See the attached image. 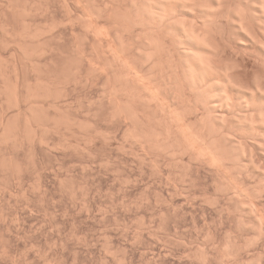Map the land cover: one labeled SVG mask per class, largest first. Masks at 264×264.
I'll return each instance as SVG.
<instances>
[{
    "label": "bare ground",
    "instance_id": "bare-ground-1",
    "mask_svg": "<svg viewBox=\"0 0 264 264\" xmlns=\"http://www.w3.org/2000/svg\"><path fill=\"white\" fill-rule=\"evenodd\" d=\"M102 151L106 158L98 161ZM97 161L109 169L150 170L160 187L172 183L173 197L186 201L175 207L176 197L171 195V204L156 193L168 206L162 208L158 196H145L151 218L138 225L140 230L164 229L170 240L171 219L178 226L185 213L180 209L185 203L197 208L202 196L201 205L217 207L220 225L240 212L234 217L239 234L226 237L222 247L230 259L224 264H246L240 254L244 246L256 248L254 260L264 264V205L259 203L264 193V0H0V257L17 261L10 233H24L27 217L28 222L39 215L65 220L78 212L74 206L81 199L79 211L91 215L92 191L84 174L86 181L77 178L73 164L85 172ZM209 178L222 202L207 195ZM251 179L263 186L256 188ZM37 225H28L29 232ZM208 229L201 251L195 252L201 264H215L211 249L223 243ZM62 237L58 241L64 246ZM29 241L30 247L37 245L36 237ZM51 258L41 261L62 264ZM119 259L127 264V253ZM23 261L17 264H28Z\"/></svg>",
    "mask_w": 264,
    "mask_h": 264
},
{
    "label": "rangeland",
    "instance_id": "rangeland-1",
    "mask_svg": "<svg viewBox=\"0 0 264 264\" xmlns=\"http://www.w3.org/2000/svg\"><path fill=\"white\" fill-rule=\"evenodd\" d=\"M104 152L102 151L101 152V154L98 152V154H97V158H98V161H99V159L100 160H102L101 158H103L104 157V154H103ZM106 155H107V153H105ZM106 155H105V157L104 158H106ZM101 156V158H99V157ZM116 157L117 155L116 154H114L113 153V157ZM72 157V156H71ZM71 157L69 158V160L70 161H73V163H76L75 161L77 160L78 161V157L77 156H75V157H72V160H71ZM77 157V158H76ZM103 158V159H104ZM98 161H97V164H95L94 166H96V167H94L93 166V168L91 169V168H89V170L91 171V173H87V172H90V171H88V168L87 169H84L85 170V172H83L82 171V166L79 164V166H78V164H73V166H76V168H74V171L76 172V169H78L77 170V178L79 177V176H81L82 177V179H81V177L80 178H78L79 180L81 179V180H83V181H86V180H88V181H86V182H88V188L89 189H91V191H92V193L90 194V204L92 205V207H93V210L92 211H94V212H90V214L91 215H89L88 213H86L87 211L86 210H83L82 212V214H81V211H79L80 210V208L82 207L81 205H82V203H83V201H82V199L80 200V199H78V200H80V201H82V203L80 202V201H77L78 202V204H77V202H76V206H74V202H72V201H70V203H71V205L72 206H74V207H76L78 210H76V211H78L79 212V214H78V212H71L70 213V215H67V217H65L66 219L64 220H62V218H60V216L58 215H55L54 217H53V220H51L52 219V217H43V215H41V217H40V215L39 216H37V217H40V218H37V217H35V219H36V221L37 220H41L42 218H43V221H45V220H48V218L50 219V220H48L47 222H49L48 224H44V226L46 225V228L48 229H46L44 226H41V225H43V224H41L42 222L41 221H39L38 223L37 222H35V221H33V220H35V219H33L32 218V220H30L29 219V222H28V217H27V220H26V223H27V226H25V228L23 227V230H28V225H30V224H32V225H34V226H36L37 224H39L40 223V227H44L46 230L42 233L41 231H40V233H37V232H39L38 230H37V228H40V227H38L39 225H37V228L36 227H34L36 230H34V231H31L32 232V234H31V232H29L30 231V229L28 230V232L26 231H24V233H22V231H20V230H18V232H16V231H14V229H13V231L10 233V239L11 240H13V242H12V244L10 243V246H12V248L11 249H13L14 247V249H13V251L11 250V252H15V256L16 257H18V259L20 258L21 259V257H23L22 259H21V261L22 262H24L23 260L24 259H26V262L29 264H42L44 261H41V260H48V259H50L51 257L52 258H55V256H56V258H58V259H60V261L62 262V264H76L77 262V264H121L119 261H121L119 258H123V256L124 255H126V253H127V264H201V262H200V257L198 256V252H200L201 250H198L199 248H200V244L201 243H203V240H206V236H207V226H208V228L210 229L211 228V231L212 232H214L215 234H216V236H217V238L219 239V240H221L223 243L221 244V246H219V247H217V249L216 248H212L211 249V251L213 252V255H214V259H215V264H224L225 262H228V261H230V259H229V257L226 255V256H223V255H225V254H223V253H225L226 251H227V247H225V249L223 248L222 249V247H224V246H226L225 244V241H226V237H228L229 235L231 236H233V234L235 235V233H236V235L237 234H239L238 233V230L235 228V224H236V222H235V220H234V217L235 216H240V215H238L240 212H238V214H236L235 216H233V215H231V217L229 218V219H227V220H225V219H223L222 220V225H220L221 224V218H220V220H219V212H218V209H217V211H216V208L214 207V209L213 208H210V207H213V206H211L210 205V207L208 206L209 204H207L206 206H204V204L203 205H201L202 203H200V201L202 200V196H200L199 198H201V199H199L198 198V196L200 195L199 193H197V198H198V201H197V199H195L197 202H196V204H195V207L197 206V208H193V210H191V208L192 207H190V206H188V207H190V208H188L186 205H188V204H186L185 203V207H184V205H183V207L184 208H181L180 209V212L184 209L185 210V213L183 212L182 214H183V218H179L178 219V226L176 225L175 226V222H172V221H174V219H171V222H169V224H170V226H169V228H171L170 230H172V233L173 234H175V235H173L172 234V240L170 239V240H167V239H165L164 238V232H165V230L164 229H159V228H154V231L153 232H151L148 228H146V229H148L147 231L148 232H150V235H149V233L147 234L146 232H145V230H140L141 228L139 227L140 226V224H141V226H142V221H147V220H149L150 218H151V214H150V210L151 209H148L149 207L148 206H146L147 204V202L145 203V200H146V197H149V198H151V199H157L158 197V199H159V201L161 200L160 198V196H159V194L161 193V195H162V193H163V196H164V199L166 198V200L167 201H170L169 203H171V200H170V198H171V195L173 194L172 193V188H173V184L172 183H162L161 184V187L159 186L160 184H159V182H158V180H156L155 179V181H154V179H153V177H151V172H150V170H147V169H144V170H142V172H139V171H141V169H139V167H137L136 165H124V166H122V167H119V172H118V170H117V168L115 167V168H113L112 166H108V167H110V169L109 168H105V163L103 164V162H99L98 163ZM100 163H102V165L100 164ZM97 165H99V166H97ZM106 166V167H107ZM126 166V167H125ZM132 167V169H134L133 171H136V172H132V170L130 169V168H128V167ZM78 167V168H77ZM80 167H81V170H80ZM101 168V170H100V168ZM85 168V167H84ZM111 168H112V170H111ZM104 169H107V171L105 172L104 171ZM115 171H114V170ZM93 170H96V171H94L93 172ZM124 170V171H123ZM138 170V171H137ZM78 171H79V173H78ZM110 171V172H109ZM117 172V173H114V175H113V173L112 172ZM131 171V172H130ZM123 172H125V173H123ZM97 173V174H96ZM104 173V174H103ZM140 173V174H139ZM143 173H145V174H143ZM82 174H84V175H82ZM100 174H102V175H99ZM117 174V175H116ZM120 174V176H118ZM143 174V175H142ZM146 174H148V175H146ZM122 175V176H121ZM139 175V176H138ZM141 175V176H140ZM106 176V177H105ZM108 176V177H107ZM117 176V177H116ZM142 176H143V178H142ZM148 176V177H147ZM83 177H85V179L86 180H84V178ZM92 177H94V178H92ZM99 177V178H98ZM130 178V180L131 181H129V179L127 180V178ZM133 177H135V178H133ZM138 177V178H137ZM151 177V178H150ZM92 178V179H91ZM118 178V179H117ZM140 178V179H139ZM95 179V180H94ZM140 181H139V180ZM80 180V181H81ZM120 180V181H119ZM125 180H127V181H125ZM133 180V181H132ZM149 180V181H148ZM209 181H208V184H207V182L205 183V187H206V191H207V195L208 196H210L211 198H213L214 196H216V197H221V202L223 201L222 200V198L224 199V197H223V195L221 196L220 194H222L221 193V191L217 188L216 190H218V191H216L215 190V184L212 182V180H210V178L208 179ZM253 179H251V181H252ZM255 181L251 184V185H253V186H259V182H258V180L257 179H254ZM257 180V181H256ZM94 181V182H93ZM156 181H157V183H156ZM82 182V181H81ZM91 182H92V184H91ZM123 182V183H122ZM125 182H127V183H125ZM135 182V183H134ZM139 182V183H138ZM142 182V183H141ZM145 182H148V183H145ZM255 182H257V185H256V183ZM96 183V184H95ZM98 183V184H97ZM137 183V184H136ZM153 184V186L151 185V184ZM211 183V184H210ZM94 184V185H93ZM120 184H122V185H120ZM150 184V185H149ZM165 184V185H164ZM172 184V185H171ZM210 184V185H209ZM92 185H93V187L94 188H92ZM125 185H127V189L125 188ZM134 185H135V188H133L134 187ZM148 185L150 186V187H148ZM170 185V186H169ZM207 185H209V186H207ZM262 184H260V186H261ZM110 186V187H109ZM113 187V189H112V187ZM121 186H123V187H121ZM156 186V187H155ZM169 186V187H168ZM212 186V187H211ZM258 187V188H261V187ZM263 186V185H262ZM91 187V188H90ZM149 189H148V188ZM168 187V188H167ZM99 188V189H98ZM102 188V189H101ZM108 188V189H107ZM110 188V189H109ZM119 188V189H118ZM121 188V189H120ZM127 190H125V189ZM131 188H133V189H131ZM146 188V190H144ZM161 188V189H160ZM203 187H201V188H198V189H202ZM257 188V187H256ZM94 189V190H93ZM129 189V190H128ZM148 189V190H147ZM164 189V190H163ZM168 189V190H167ZM106 190V191H105ZM151 190V191H150ZM167 190V191H166ZM100 191V192H99ZM103 191V192H102ZM108 191H110V192H114L113 194L112 193H110V192H108ZM121 191V192H120ZM142 193H141V192ZM144 191V192H143ZM160 191V192H159ZM211 191H212V193H211ZM216 191V192H215ZM95 192V193H94ZM108 193V194H106V193ZM119 194H117V193ZM127 192V193H126ZM149 194H148V193ZM170 192H171V194H170ZM218 192H220L219 194H218ZM97 193V194H96ZM99 193V194H98ZM139 193V194H138ZM145 193H147V194H145ZM153 193V194H152ZM156 193H159V194H156ZM168 193V194H167ZM215 193H217V194H215ZM94 194H95V196H94ZM116 194V195H115ZM145 194V195H144ZM262 194V195H261ZM260 194V196H261V198H263V199H260V197H259V199H260V201H259V203H261V204H263L264 205V193H261ZM131 195V196H130ZM144 195V196H143ZM149 195V196H148ZM168 195V196H167ZM111 196V197H110ZM124 196V197H123ZM127 196V197H126ZM133 196V197H132ZM146 196V197H145ZM156 196H158L157 198H155ZM166 196V197H165ZM175 196V195H174ZM179 196V195H178ZM178 196H175V197H173V195H172V197L173 198H175V203H174V201H173V198H172V203L171 204H173L174 206L175 205H179V207H180V204L182 203V202H186V201H184V198H182V196L180 197H178ZM93 197H95V198H93ZM98 197H100V198H98ZM110 197V198H109ZM114 197V198H113ZM117 197V198H116ZM122 197H123V199H122ZM125 197H126V199H125ZM141 197V198H140ZM218 197V198H219ZM103 198V199H102ZM113 198V200H110V199H112ZM119 198V199H118ZM136 198V199H135ZM98 199H100V200H98ZM108 199V200H107ZM114 199H116V200H114ZM125 199V200H124ZM133 199V200H132ZM139 199V200H138ZM108 202H107V201ZM122 200H123V205L121 206V205H119V204H122ZM137 200H138V203H139V205H138V203H137ZM141 200V201H140ZM144 202H143V201ZM127 201V202H126ZM132 201V202H131ZM136 201V202H135ZM147 201V200H146ZM95 202V203H94ZM108 204V207H107V205L105 204ZM111 202H112V204H111ZM162 202V203H161ZM97 203V204H96ZM116 205H115V204ZM119 203V204H118ZM129 203V204H128ZM134 203H135V205H134ZM137 203V204H136ZM160 204H163V201H160L159 202ZM158 203V204H159ZM164 203H167L166 201H164ZM179 203V204H178ZM199 203H200V205H199ZM69 204V203H68ZM115 206H114V205ZM132 204V205H131ZM142 204H144V205H142ZM146 204V205H145ZM158 205V206H162V208H166V207H168L166 204H163V205ZM182 204H184V203H182ZM181 204V205H182ZM78 205H80V206H78ZM98 205V206H97ZM104 205V206H103ZM127 205V206H126ZM129 205V206H128ZM166 205V206H165ZM168 205H170V204H168ZM106 206V207H105ZM119 206V207H118ZM139 206V207H138ZM158 206H156L158 209H160ZM173 206V207H174ZM200 206H202V207H200ZM80 207V208H79ZM101 208V207H103L105 210H100L99 208ZM110 207H112V208H110ZM114 207V208H113ZM124 207V208H123ZM127 207V208H126ZM131 207V208H130ZM137 207V208H136ZM141 207V208H140ZM145 207V208H144ZM146 207H147V209H146ZM175 207H177V206H175ZM178 207V208H179ZM103 208H101V209H103ZM136 208V209H135ZM203 208V209H202ZM96 209H99V210H96ZM109 209V210H108ZM114 209V210H113ZM117 210H119V211H117ZM139 210V211H138ZM145 210H147V211H145ZM187 210H188V212H187ZM97 211V212H96ZM109 213H108V212ZM113 211V212H112ZM126 211V212H125ZM136 211V212H135ZM138 211V212H137ZM193 211V212H192ZM203 211H205V212H203ZM99 212H101V214L99 213ZM106 212V213H105ZM120 214H119V213ZM216 212V213H215ZM95 213H98V214H95ZM118 213V214H117ZM127 213V214H126ZM129 213V214H128ZM140 213V214H139ZM149 213V214H148ZM235 213V212H234ZM237 213V212H236ZM88 214V215H87ZM95 214V215H94ZM107 214V215H106ZM137 214H138V216H137ZM141 214L143 215V216H141ZM185 214V215H184ZM218 214V215H217ZM117 215V216H116ZM191 215V216H190ZM103 216V217H102ZM146 216V217H145ZM182 216V215H181ZM201 216H203V217H201ZM59 219H58V218ZM140 217H142V219H143V217H144V219L143 220H141L140 219ZM186 217V218H185ZM194 217H195V219H194ZM45 218V219H44ZM57 218V219H56ZM134 218V219H133ZM157 218V217H156ZM155 218V219H156ZM193 218V219H192ZM203 218V219H202ZM105 219V220H104ZM114 219H116V221L114 220ZM138 219H139V221H138ZM158 219V218H157ZM199 219H202V220H199ZM73 220V221H72ZM87 220V221H86ZM126 222H125V221ZM137 222H135V221ZM141 220V221H140ZM179 220H181V221H179ZM31 221V222H30ZM32 221L35 223V224H33L32 223ZM51 221V222H50ZM53 221H54V223H53ZM62 221H64V223L63 224H61L62 223ZM93 221V222H92ZM112 221V222H111ZM129 221V222H128ZM154 222H155V220H153ZM158 221V220H157ZM156 221V222H157ZM185 221V222H184ZM195 223H194V222ZM201 221V222H200ZM203 221H205V223H203ZM46 221L44 222V223H47ZM66 222V223H65ZM125 223V225H124V223ZM37 223V224H36ZM52 223V224H51ZM97 223V224H96ZM118 223V224H117ZM123 223V224H122ZM131 223V224H130ZM135 223H136V226H135ZM174 223V224H173ZM181 223V224H180ZM191 223V224H190ZM196 224V225H194V224ZM210 223V225H208ZM224 223V224H223ZM58 224H60V225H62V226H60V225H58ZM77 226H76V225ZM168 224V225H169ZM205 224V225H204ZM47 225L49 226V228L47 227ZM55 225L57 226V227H55ZM73 225V226H72ZM129 225V226H128ZM134 225V226H133ZM139 225V226H138ZM58 226H59V228H60V230L59 229H57L58 228ZM206 226V227H205ZM220 226V227H219ZM27 227V228H26ZM52 227V228H51ZM65 227V228H64ZM125 227H128V228H130V229H125ZM138 227V228H137ZM144 227V226H143ZM173 227V228H172ZM177 227V228H176ZM181 227V228H180ZM62 228V229H61ZM99 228V229H98ZM123 228V229H122ZM137 228V229H136ZM184 228V229H183ZM193 228V229H192ZM197 228H200V229H197ZM201 228H202V230H201ZM204 228V229H203ZM235 228V229H234ZM51 229V231H49ZM58 230V231H56V230ZM65 229V230H64ZM139 229V231H136V230H138ZM176 229H178V230H176ZM208 229V230H209ZM216 229V230H215ZM40 230V229H39ZM42 231H43V229H41ZM69 230V231H68ZM78 230V231H77ZM83 230V231H82ZM103 230V231H102ZM125 230V231H124ZM133 230V231H132ZM160 230V231H159ZM197 230V231H196ZM201 230V231H200ZM237 230V231H236ZM20 231V232H19ZM48 231H49V233H48ZM59 231H61V232H59ZM64 231V232H63ZM102 231V232H101ZM109 231V232H108ZM145 232V233H143V232ZM155 231H157V232H155ZM159 231V232H158ZM164 231V232H163ZM177 231V232H176ZM185 231V232H184ZM199 231V233H197ZM217 233H216V232ZM34 232H36L35 234L37 235V236H35V234H34ZM67 232H68V234L69 233H71V235L69 234V237H68V234H67ZM142 232V233H141ZM161 232V233H160ZM175 232V233H174ZM182 232V233H181ZM191 232V233H190ZM248 233V235H247V233ZM246 232H242V233H244V235H245V237H250V234H249V232L248 231H246ZM14 233L15 234H17V236H18V238L17 239H15L17 236H15L14 235ZM19 233V234H18ZM28 234L29 235V233H30V235H34L35 237H36V244L37 245H35V246H37L36 248H35V246H34V248H32L33 246H29L28 244H27V241H29V242H34L35 241V237H30V235L28 236V235H26V234ZM42 233V234H41ZM54 233V234H53ZM56 233V234H55ZM59 233V234H58ZM76 233V234H75ZM83 235V236H81V234ZM139 234V236H138V234ZM156 233V234H155ZM163 233V234H162ZM195 233V234H194ZM231 233V234H230ZM11 234H13V235H11ZM25 234V235H24ZM41 234V235H40ZM73 234V235H72ZM123 234V235H122ZM158 234V235H157ZM178 234V235H177ZM183 234V236H180V235H182ZM188 234V235H187ZM199 234V235H198ZM227 234V235H226ZM20 235V236H19ZM47 235V236H46ZM60 235V236H59ZM67 235V236H66ZM75 235H77L78 237H81V238H78L77 236L75 237ZM143 235V236H142ZM161 235V236H160ZM191 235V236H190ZM196 235V236H195ZM226 235V236H225ZM15 236V237H14ZM28 236V237H27ZM61 236H63L62 238H64L65 240H64V246H62L61 245V243H60V241H58L59 240V238H61ZM109 236V237H108ZM116 236V237H115ZM141 236V237H140ZM160 236V237H159ZM175 236V237H174ZM177 236L178 237H180V238H177ZM186 236V238H184ZM200 236V237H199ZM25 237L27 238V241L25 240ZM47 238V239H44V238ZM57 237V238H56ZM86 237V238H85ZM103 237V238H102ZM114 237V238H113ZM118 237V238H117ZM140 237V238H139ZM143 237H144V239H143ZM151 237V238H150ZM154 237V238H153ZM182 237H183V240H182ZM198 239H197V238ZM14 238V239H13ZM28 238H31V239H28ZM51 238H53V239H51ZM55 238H56V240H55ZM72 239V240H68V239ZM75 238V239H74ZM77 238V239H76ZM83 238H85V239H83ZM162 238V239H161ZM177 238V239H176ZM21 239H23V240H25V242L23 241V242H21L22 240ZM33 239V240H32ZM49 239V240H48ZM80 239V240H79ZM164 239H165V241H164ZM173 239L175 240V241H173ZM179 239H181L183 242H185V243H183V242H181V240H179ZM186 239V240H185ZM187 239H188V241H187ZM190 239V240H189ZM15 240V241H14ZM18 240V241H17ZM55 241V243H57V244H55L54 246V248H53V244H54V241ZM74 240V241H73ZM80 242H79V241ZM86 242H85V241ZM142 240V241H141ZM144 240V241H143ZM45 241V242H44ZM50 241V242H49ZM53 243H52V242ZM84 241V242H83ZM146 241V242H145ZM156 241V242H155ZM167 241V242H166ZM180 241V242H179ZM187 241V242H186ZM194 241V242H193ZM197 241V242H196ZM200 241V242H199ZM202 241V242H201ZM15 242V243H14ZM44 242V243H43ZM49 242V243H48ZM78 242V243H77ZM103 242V243H102ZM107 242H109V244L110 245H108V243ZM160 242V243H159ZM164 242H166V243H164ZM171 242V243H170ZM174 242H175V244H174ZM193 242V243H192ZM199 242V243H198ZM19 243V244H18ZM97 243V244H96ZM164 243V244H163ZM178 243H179V245H178ZM180 243H182V244H180ZM198 243V244H197ZM17 244V245H16ZM26 246H25V245ZM47 246H46V245ZM50 246H49V245ZM66 244V245H65ZM79 244V245H78ZM84 244V245H83ZM114 246H113V245ZM173 244V245H172ZM186 244H188V247L187 246H185ZM42 245V246H41ZM57 245V246H56ZM60 245H61V247L63 248H61L60 247ZM88 245V246H87ZM91 245V246H90ZM104 245H105V247H104ZM109 247H108V246ZM112 245V247H110ZM137 245V246H136ZM154 245V246H153ZM190 245V246H189ZM200 245V246H199ZM133 246V247H132ZM49 247H51V248H49ZM75 247V248H74ZM77 247V248H76ZM85 247V248H84ZM146 247V248H145ZM189 247H191L190 249H192V253L191 252H188V250H190L189 249ZM249 247H251V246H249ZM19 248V249H18ZM26 250H25V249ZM29 248V249H28ZM33 249V251H32V249ZM44 248V249H43ZM48 248H49V250H48ZM65 248V249H64ZM69 248V249H68ZM92 248V249H91ZM105 248V249H104ZM123 248H126V249H123ZM131 248V249H130ZM174 248V249H173ZM246 248V249H245ZM253 248V247H252ZM248 248V246H244L243 247V249H244V251L245 252H243V249H241L242 251H240V254H241V257H242V259L244 260V261H246V264H247V261L249 262V260H250V262H252L251 260H257V254L258 253H256V248ZM24 249V250H23ZM50 249H52L51 251H50ZM68 249V250H67ZM167 249V250H166ZM220 249V250H219ZM17 250H18V253H16L17 252ZM21 250V251H20ZM43 250V251H42ZM46 250V251H45ZM64 252H63V251ZM109 250V251H108ZM113 252H112V251ZM117 252H116V251ZM124 250H126V252L124 251ZM128 250V251H127ZM135 250V251H134ZM194 250V251H193ZM196 250V251H195ZM197 250H198V252H197ZM35 251V252H34ZM38 251V252H37ZM57 251V252H56ZM73 251H75V252H73ZM173 251V252H172ZM249 251V252H248ZM255 251V252H254ZM25 252V253H24ZM30 252V253H29ZM37 252V253H36ZM40 252V253H39ZM48 252V253H47ZM51 252V253H50ZM55 252H56V254H55ZM106 252V253H105ZM121 252V253H120ZM138 252V253H137ZM185 252V253H184ZM187 252V253H186ZM195 252H197L196 254H195ZM222 252V253H221ZM42 253H44V255L42 254ZM65 253V254H64ZM123 253H124V255H123ZM132 253H133V255H132ZM246 253V254H245ZM248 253V254H247ZM20 254V257L18 256ZM24 256H23V255ZM41 254V255H40ZM47 254H49V255H46ZM73 254V255H72ZM112 254V255H111ZM166 254V255H165ZM195 256L196 258H194L193 256ZM222 254V255H221ZM227 254V253H226ZM250 254V255H249ZM22 255V256H21ZM27 255H28V257H27ZM37 255H39V256H37ZM55 255V256H54ZM63 256V258H61L62 256ZM249 255V256H248ZM256 257H255V256ZM144 256V257H143ZM173 256V257H172ZM192 256V257H191ZM245 256V257H244ZM25 257V258H24ZM41 259H40V258ZM116 257V258H115ZM142 257V258H141ZM197 257H199V259L197 258ZM224 257L226 258V259H224ZM247 257V258H246ZM1 258H2V260H4L5 259V257H4V259H3V256H1L0 257V262H3L2 264H11L12 263V261L14 262L15 261V259L13 260L11 257V260H10V258L9 257H7L4 261H2L1 260ZM44 258V259H43ZM51 258V259H52ZM102 260H101V259ZM131 258V259H130ZM165 258V259H164ZM179 258H181V259H179ZM250 258V259H249ZM253 258V259H252ZM18 259H16L17 261H15L16 263L15 264H17L18 263V261H19V263L21 262L20 260H18ZM40 259V260H39ZM75 259H76V261H75ZM118 260V261H116V260ZM140 259V260H139ZM194 259V260H193ZM227 259H229L228 261H227ZM31 260H33L32 262H31ZM39 260V261H38ZM104 260V261H103ZM107 260V263L105 262ZM108 260H109V262H108ZM184 260V261H183ZM193 260V261H192ZM199 260V261H198ZM222 260V261H221ZM224 260V261H223ZM253 261L252 263H250L249 262V264H257V262L256 261ZM29 261V262H28ZM35 261V262H34ZM37 261V262H36ZM40 261H41V263H40ZM74 261V262H73ZM102 261V262H101ZM191 261V262H190ZM220 261V262H219ZM5 262V263H4ZM11 262V263H10ZM116 262V263H115ZM118 262V263H117ZM135 262V263H134ZM181 262V263H180ZM187 262V263H186ZM218 262V263H217ZM255 262V263H254ZM45 263H46V261H45ZM45 263H43V264H45Z\"/></svg>",
    "mask_w": 264,
    "mask_h": 264
}]
</instances>
